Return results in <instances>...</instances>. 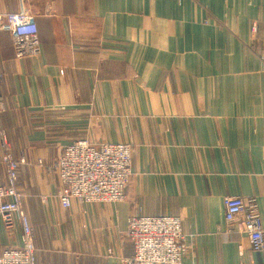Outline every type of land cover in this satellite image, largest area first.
I'll return each instance as SVG.
<instances>
[{
  "label": "crops",
  "instance_id": "obj_1",
  "mask_svg": "<svg viewBox=\"0 0 264 264\" xmlns=\"http://www.w3.org/2000/svg\"><path fill=\"white\" fill-rule=\"evenodd\" d=\"M22 10L42 51L17 59L0 32V98L36 264H122L132 216L180 217L181 264H264L225 219L255 198L264 225V0H0ZM80 140L133 144L125 201L62 207L55 166ZM21 244L0 217V255Z\"/></svg>",
  "mask_w": 264,
  "mask_h": 264
},
{
  "label": "built area",
  "instance_id": "obj_2",
  "mask_svg": "<svg viewBox=\"0 0 264 264\" xmlns=\"http://www.w3.org/2000/svg\"><path fill=\"white\" fill-rule=\"evenodd\" d=\"M0 32L11 35L17 59L41 54V41L35 18L22 10L0 14ZM5 105L0 98V140L5 150L2 159L6 182L0 181V217L8 232H21L20 247L8 248L0 255V264H36L31 222L23 210L17 187L18 170L25 159L17 160L9 152L2 115ZM134 146L131 143H103L98 148L80 140L63 149L55 166L61 190L59 198L68 209L74 201L80 204L123 202L131 182ZM225 219L229 228L246 235L252 250L264 257V225L255 198L225 199ZM127 237L134 246V255L122 264H181L187 253L180 217H139L129 219Z\"/></svg>",
  "mask_w": 264,
  "mask_h": 264
}]
</instances>
